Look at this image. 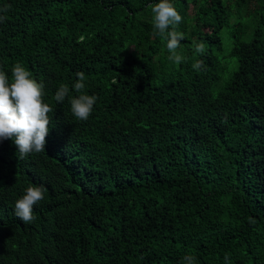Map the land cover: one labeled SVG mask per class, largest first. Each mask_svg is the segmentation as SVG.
I'll use <instances>...</instances> for the list:
<instances>
[{"label":"trees","instance_id":"trees-1","mask_svg":"<svg viewBox=\"0 0 264 264\" xmlns=\"http://www.w3.org/2000/svg\"><path fill=\"white\" fill-rule=\"evenodd\" d=\"M158 2L0 0V70L21 62L53 109L45 151L0 140V264H264V0H171L179 64Z\"/></svg>","mask_w":264,"mask_h":264},{"label":"clouds","instance_id":"clouds-1","mask_svg":"<svg viewBox=\"0 0 264 264\" xmlns=\"http://www.w3.org/2000/svg\"><path fill=\"white\" fill-rule=\"evenodd\" d=\"M154 14L153 23L157 34L164 36L167 41L169 59L179 64L183 57L177 54L183 33L174 28L167 31L170 26L178 25L182 21L181 15L174 7L171 0H159L151 7ZM6 17L0 16V22ZM196 51L203 54L204 42L195 45ZM203 67V61H197L193 68L199 70ZM78 80L73 87L76 97L70 99L71 112L75 118L86 121L92 113L97 101L95 95L84 92L85 74L77 72ZM69 94V87L61 84L55 93V101L62 103ZM44 84L32 78V74L21 62L14 64L11 70V79L7 73L0 70V140H12L17 146L19 159L32 152L45 151L46 137L49 134V113L53 109L44 102ZM46 188L44 185H29L25 193L15 203V216L23 223L34 221L33 206L44 199ZM185 264H194V257L185 256ZM227 264L228 257H225Z\"/></svg>","mask_w":264,"mask_h":264},{"label":"rangeland","instance_id":"rangeland-1","mask_svg":"<svg viewBox=\"0 0 264 264\" xmlns=\"http://www.w3.org/2000/svg\"><path fill=\"white\" fill-rule=\"evenodd\" d=\"M228 76V75H227ZM227 76H225V77H227Z\"/></svg>","mask_w":264,"mask_h":264}]
</instances>
